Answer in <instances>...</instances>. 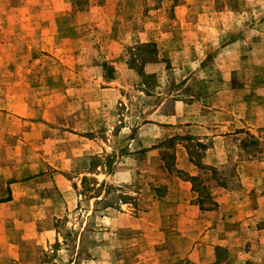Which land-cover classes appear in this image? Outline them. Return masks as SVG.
Wrapping results in <instances>:
<instances>
[{"label":"rangeland","instance_id":"374dc122","mask_svg":"<svg viewBox=\"0 0 264 264\" xmlns=\"http://www.w3.org/2000/svg\"><path fill=\"white\" fill-rule=\"evenodd\" d=\"M208 254L264 264V0H0V264Z\"/></svg>","mask_w":264,"mask_h":264},{"label":"trees","instance_id":"16d2710c","mask_svg":"<svg viewBox=\"0 0 264 264\" xmlns=\"http://www.w3.org/2000/svg\"><path fill=\"white\" fill-rule=\"evenodd\" d=\"M80 185H81L80 192H79L80 196L86 197V195H87V196H89V199L99 197V193H100L99 191H100L102 185H100L97 188L96 187L97 184L90 183V181L86 177H83L80 180Z\"/></svg>","mask_w":264,"mask_h":264},{"label":"crops","instance_id":"0c3cea01","mask_svg":"<svg viewBox=\"0 0 264 264\" xmlns=\"http://www.w3.org/2000/svg\"><path fill=\"white\" fill-rule=\"evenodd\" d=\"M211 255L210 254H208V256L207 257H205L204 258V256H203V258H204V260L206 261V262H208L209 264H213L214 263V261L213 260H211V257H210ZM210 258V259H209ZM205 261H204V263H205Z\"/></svg>","mask_w":264,"mask_h":264}]
</instances>
